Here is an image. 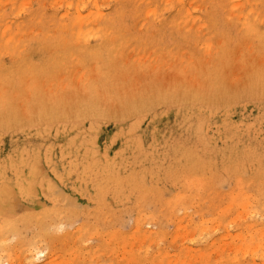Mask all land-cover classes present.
I'll list each match as a JSON object with an SVG mask.
<instances>
[{
    "label": "rangeland",
    "instance_id": "374dc122",
    "mask_svg": "<svg viewBox=\"0 0 264 264\" xmlns=\"http://www.w3.org/2000/svg\"><path fill=\"white\" fill-rule=\"evenodd\" d=\"M66 1L0 0V264H264V0Z\"/></svg>",
    "mask_w": 264,
    "mask_h": 264
},
{
    "label": "bare ground",
    "instance_id": "6f19581e",
    "mask_svg": "<svg viewBox=\"0 0 264 264\" xmlns=\"http://www.w3.org/2000/svg\"><path fill=\"white\" fill-rule=\"evenodd\" d=\"M73 0H68V1H66L67 2V11H66V13H65V17H68V13L70 12L69 10H68V8L71 6L72 7V5H73V2H72ZM108 1V0H107ZM111 1V0H110ZM139 1L140 0H138L137 2H136V4H138L139 3ZM143 1V0H142ZM178 1V3L180 2V3H183L184 1L183 0H177ZM183 1V2H182ZM103 2L104 3H106L105 2V0H103ZM134 2H135V0H134ZM141 2V1H140ZM238 2V1H237ZM246 2V1H245ZM75 3V2H74ZM102 3V2H101ZM100 3V0L98 1V0H76V4L79 6L80 5V7H78V8H76L77 7V5H76V7H75V9H77V10H80L81 11V9L85 6L86 7V5H91V6H94L95 7V9L93 10L92 8H90L89 10V12L90 13H88L87 15H85V14H82V13H80L79 15H81V16H79L78 15V19H75L74 21V23H73V25H72V28H71V30L70 31H68L69 32V37H66L65 35H60L57 39V41H59V40H62V41H67V40H73V41H87V39H90V38H94L93 40H100V41H105V40H109L110 42L112 41V40H121L122 41V39H121V37H120V35H121V33L119 34V32H120V30H118V28H117V30H116V28L114 29V24H113V19H115V18H113L112 19V21H111V19L109 20V18L110 17H112V16H108L107 15V13H105V10H103L102 8L106 5V4H103L102 3V5H104L103 7H100V5L99 4H101ZM246 3H249V1L248 2H246ZM253 3V2H252ZM251 3V4H252ZM251 4L249 3L248 5H250V6H248V7H250V8H248L247 9V11L244 13V15H241V16H244V19H246V21H247V23H246V27L248 28V29H253L254 28V26L255 25H257V23H262V22H264V17H262L261 16V14H260V12L259 11H257V10H255V8L253 9V7L251 6ZM183 6H184V4H182ZM237 5V4H236ZM118 6V5H117ZM135 6V5H134ZM179 6H181V5H179ZM182 6V7H183ZM238 6H239V4H238ZM237 6V7H238ZM241 6H242V3H241ZM243 6H244V3H243ZM236 7V6H235ZM252 7V8H251ZM89 8V7H88ZM105 8V7H104ZM117 8V7H116ZM185 8H186V5H185ZM243 8H245V7H243ZM86 9V8H85ZM120 9V8H119ZM180 9H181V7H180ZM198 9V8H197ZM196 9V10H197ZM224 9V8H223ZM76 10V11H77ZM88 10V9H87ZM155 10V8L152 10L151 9V12H153ZM80 11H78V12H80ZM123 11V10H122ZM148 11H150V10H148ZM186 13H187V16H188V18H194L195 19V14H194V17H192L193 16V14L191 13V11H190V9H188V8H186ZM239 11H241V10H239ZM119 12V11H118ZM117 12V13H118ZM156 12V11H155ZM155 12L152 14V15H155ZM2 13V12H1ZM0 13V14H1ZM72 13H73V11H72ZM72 13H71V15H72ZM87 13V12H86ZM113 13H115V12H113ZM117 13H115V14H117ZM89 14H91V16H89ZM110 14V13H109ZM120 14V15H119ZM119 14H117V15H119V16H121L122 15V13L120 12ZM249 14H253L254 16H253V18H250V16H249ZM3 15V14H2ZM63 15V14H62ZM87 17H85V16ZM116 15V16H117ZM89 16V17H88ZM198 16V15H197ZM200 16V15H199ZM240 16V15H239ZM85 17V18H84ZM155 17V16H154ZM153 17V18H154ZM71 18V17H70ZM173 18V17H172ZM199 18V17H198ZM193 19V20H194ZM173 20V19H172ZM122 21V20H121ZM124 22V21H123ZM243 22H244V20H243ZM72 23V22H71ZM69 25H71V24H69ZM118 25H120L121 26V24H118ZM8 26L6 25V28H7ZM19 27V26H18ZM199 27V26H198ZM6 28L4 29V30H6ZM9 28V27H8ZM126 28V27H125ZM122 29V28H121ZM127 30H128V28H127ZM2 31H3V29H2ZM119 31V32H118ZM11 32V31H10ZM12 32H14V31H12ZM16 32H19V31H15V33ZM255 33V32H254ZM3 34V33H2ZM11 36V35H10ZM21 36V35H20ZM143 36V35H142ZM259 36L260 37H263L264 38V35H258V39H259ZM13 37V36H12ZM15 37V36H14ZM120 37V38H119ZM136 37V35L134 36V38ZM18 38V37H17ZM21 38H22V36H21ZM119 38V39H118ZM123 38V37H122ZM141 39V38H140ZM139 39V40H140ZM125 40V39H124ZM142 41H143V39H141ZM140 40V41H141ZM260 40H262V38H260ZM10 41H12L11 39L9 40V37H8V39L6 40V43L8 44ZM19 41V40H18ZM17 42V41H16ZM183 60V59H182ZM207 60V59H206ZM205 60V61H206ZM209 63V62H208ZM215 67V66H214ZM245 207H247V206H244V208ZM252 213V212H251ZM254 214V213H253ZM257 214V213H256ZM239 217V216H238ZM250 217H252V215L250 216ZM241 219V218H240ZM136 220V222H137V224H141V223H145V221L143 220V219H141V218H136L135 219ZM141 220H143V221H141ZM153 222V221H152ZM180 225L181 224H179L177 227L179 228L180 227ZM233 225V224H232ZM62 226V225H61ZM251 226V225H250ZM249 226V227H250ZM138 227V226H137ZM59 229V228H58ZM204 229V228H203ZM262 230V229H261ZM186 231H188V229L186 230ZM190 231H192V230H190ZM190 231H188V234L190 235V236H187V234H185L189 239L190 238H192L191 236V233H193V232H191V233H189ZM253 231V230H252ZM249 232V231H248ZM177 235H175L176 237L178 236V233H176ZM194 234V233H193ZM246 234V233H245ZM253 234V233H252ZM143 235V234H142ZM116 236V235H115ZM144 236H146V234H144L143 235V237ZM186 236H184V237H186ZM194 236V235H193ZM253 236V235H252ZM136 237V236H135ZM150 237H153V235L152 236H150ZM175 237V238H176ZM179 237V236H178ZM177 237V238H178ZM195 237V236H194ZM194 237H193V240L195 241V239H194ZM238 237V236H237ZM249 237H251V234H250V236ZM145 238H147V236L145 237ZM154 238V237H153ZM140 239V238H139ZM147 239H149V237L147 238ZM151 239V238H150ZM188 239V240H189ZM238 239H239V237H238ZM240 239H241V237H240ZM245 239H248L249 240V238H245ZM245 239H244V245L243 244H241L242 246H238V247H240L239 248V250L240 251H242L241 250V248L244 250V248H246V252L247 253H249L248 252V250L249 249H251L250 248V244H249V241H245ZM261 239V238H260ZM146 240V239H145ZM183 240H187V239H184L183 238ZM187 240V241H188ZM142 241H144V240H142ZM191 242H192V240H190ZM203 241V240H202ZM225 242V241H224ZM236 242V241H235ZM235 242H234V244H235ZM242 242V241H241ZM141 243V242H140ZM193 243V242H192ZM183 245V244H182ZM261 245V246H260ZM256 246V245H255ZM249 247V248H248ZM252 247V246H251ZM190 248V247H189ZM192 249V248H191ZM261 249V250H260ZM188 250H190V249H188ZM237 250V249H236ZM252 250V249H251ZM260 250V252L258 253V251ZM250 251V250H249ZM34 252V251H33ZM238 252V251H237ZM251 252V251H250ZM258 253V255H256L255 253ZM191 253V252H190ZM199 253V252H198ZM43 254V253H42ZM41 254V255H42ZM123 254H124V252H123ZM200 254V253H199ZM246 254V253H245ZM254 255V257L255 258H261V262L260 263H263V261H262V259H264V242H263V244H259V246H257L256 247V249L255 250H252V253L250 254V255ZM9 255V254H8ZM182 255H184V258H186L185 257V253H183ZM43 256V255H42ZM191 256H192V254H191ZM253 257V256H252ZM254 257H253V259H254ZM126 258V257H125ZM129 258H131V257H127V262L128 261H131ZM132 258H134V257H132ZM182 258H183V256H182ZM199 258V257H198ZM12 259V258H11ZM129 259V260H128ZM135 259L136 258H134V260H132L129 264H131L133 261H135ZM180 259H181V257L178 259V261H180ZM190 259V258H189ZM181 260H184V263L186 262L185 260L186 259H181ZM197 260V259H196ZM174 260H171V263L173 262ZM176 261V260H175ZM175 261H174V263H172V264H177V263H179V264H181V262L182 261H180V262H176L175 263ZM195 261V260H194ZM9 262V261H8ZM11 262V261H10ZM9 262V263H10ZM169 262V261H168ZM254 262V261H253ZM8 263V264H9ZM170 263V262H169ZM168 263V264H169ZM170 263V264H171ZM186 263H188V260H187V262ZM5 264V263H4ZM11 264V263H10ZM110 264V263H109Z\"/></svg>",
    "mask_w": 264,
    "mask_h": 264
}]
</instances>
